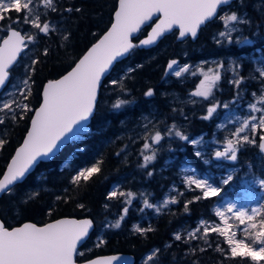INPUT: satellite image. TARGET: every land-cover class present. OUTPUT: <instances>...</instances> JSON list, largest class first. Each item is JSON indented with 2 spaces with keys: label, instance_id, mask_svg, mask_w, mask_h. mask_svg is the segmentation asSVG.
<instances>
[{
  "label": "trees",
  "instance_id": "obj_1",
  "mask_svg": "<svg viewBox=\"0 0 264 264\" xmlns=\"http://www.w3.org/2000/svg\"><path fill=\"white\" fill-rule=\"evenodd\" d=\"M117 2L118 0H57V6L60 10L56 13H49L47 20L58 22L59 28L49 36H44L42 33L37 34L33 53H31L30 64L34 59L40 61V63L35 65L36 71L32 76V95L29 98V102L33 109L38 108L41 103L43 86L48 81L58 79L66 74L74 66L75 62L110 27ZM67 7L80 8L81 11L67 13L64 11V8ZM231 7H233V12L237 11V13L245 14L251 21V30L257 34V43L252 49L259 48L261 55L264 56V0H243L242 3L241 0H237L232 2ZM11 15L14 18L16 17L15 13ZM8 23L7 21L0 23V40L5 36ZM12 27L20 31L29 30L30 34L36 32L35 29H32L22 21L18 24H13ZM149 27L143 29L140 35L134 38L135 43L146 35ZM222 27V23L217 20L208 23L200 29L195 45L192 44L190 38L185 41H178V32L174 31L171 35L164 37L154 48H135L125 61L117 63L111 76L104 81V84L114 74H120L121 71L118 69L126 62L135 70L125 76L122 81V88L119 86L112 90L110 87H102L87 133L82 134L78 139L69 143L50 162L37 165L32 174L22 183L15 186L12 194H5L0 198L1 221L9 228H14L25 222L44 225L64 217L91 219L95 229L87 243L92 239L94 240L100 230L103 232L104 243L101 246L93 247L92 252L78 256V262L101 255L125 253L134 256L135 264H144L146 255L153 249H159L155 261H150L149 264H253L247 258L242 261L239 258L226 259L225 256L217 252L215 250L217 246L225 250H227L228 246L215 233H210L207 237L208 243L199 239L192 240L191 243L186 244L183 241L174 239V234L177 232L187 238V234L200 221H215V216L211 212L214 199L197 201L195 200L196 194L181 190L183 188L182 185L176 181L178 178L176 172L178 160L166 166L162 165L159 168L164 156L157 155L156 162L152 166L155 170H160L159 174H154L147 178L145 177L147 175H139V180H143L148 190L152 193L153 200L163 198L166 190L170 194L176 192L171 191V187L180 189L176 193L182 192V199H178L179 202L174 205L173 212L152 218L151 226L149 227L153 231L143 235L131 231L132 210L128 211L119 228L112 227L111 225L116 223L117 215L123 214V208L121 207L120 198L118 201L114 200V198L111 200L107 199L111 185L119 182L123 174L133 170V165H130L133 162L132 156L130 155L127 161L124 160L121 149L127 144V136L124 134L130 128L131 123L133 121L136 123V121L141 119L139 114L147 113V104L150 101L144 93L149 88L153 89L155 97L158 98L156 107L159 108L161 113V110L166 111L167 108L165 91L170 90L172 87H177V85H167L164 81L165 67L171 59L186 58L195 62L229 54L239 60L242 67L241 75L245 78L247 77L250 82L255 72L252 67L247 69L251 66V63L248 62L249 58L246 56H255L257 53L250 52V47L248 46L238 49L235 44L226 46V42L223 40L220 42L221 45H218L219 43L216 41H212L211 37L216 32L221 31ZM64 35L69 37L67 41L63 40ZM161 48L162 51L160 52ZM45 49H48L49 54L47 56L43 55ZM155 50H159L158 56L154 53ZM155 55L157 57L149 59ZM23 68L24 65L22 63L13 67L9 84L13 83L17 78L26 77V71ZM254 86L250 88L254 89ZM171 93L169 92L170 97ZM221 96L220 98H224L223 95ZM117 100H123L126 103L119 109L114 108L113 105ZM188 113V118L192 122L189 123L184 132L186 136L190 138L202 134L206 136L213 134L208 122L203 119L205 116L203 111L200 113ZM32 114L33 112H30L25 119L13 121L9 118L11 115L9 113L8 117H6V123L0 125V139L7 141L4 147L0 149V178L13 153L22 143L29 128V117ZM168 115L170 120L174 116H181L180 113L177 114L176 112H168ZM167 122L169 123V121ZM108 139H112V141L109 143L106 141ZM256 141H259V139L257 138ZM257 145L243 150L242 156L246 164L255 161L252 155H261ZM188 148L192 150L191 147ZM190 150L183 154L176 151L172 155H185L189 164L199 170L205 169L199 157L194 156ZM248 154H251V158H249ZM261 157L263 158L262 155ZM98 161H102L100 164L101 171L94 174L87 183H82L79 187L70 183L71 178L81 168L92 166ZM64 164H67V167H64ZM260 166L262 171H264V162H261ZM250 171L255 172L254 165ZM66 189L68 191H65ZM31 193H39V195L34 199H28ZM57 196L63 197V199L57 200ZM25 200H27V203L24 202ZM65 200L67 202H64ZM188 201H193V203L188 205V212H185L184 205ZM81 204L84 205L83 208L79 207ZM261 205H264V195ZM108 206L109 208L106 211L105 209ZM50 209L52 214L48 215ZM201 248L205 249V251H200ZM259 264H263V262L260 261Z\"/></svg>",
  "mask_w": 264,
  "mask_h": 264
},
{
  "label": "snow or ice",
  "instance_id": "obj_2",
  "mask_svg": "<svg viewBox=\"0 0 264 264\" xmlns=\"http://www.w3.org/2000/svg\"><path fill=\"white\" fill-rule=\"evenodd\" d=\"M242 2L243 0H241ZM231 3L232 0H118V7L115 9L110 28L75 62L70 71H67L60 79L50 80L43 86L42 102L35 109L31 107L29 98L32 95L31 84L33 83L32 76L36 71L35 65L40 61L32 60L31 65L25 70L26 78L22 81L23 87L18 89V93H10V99L0 100V114H3L0 115V125L6 123L9 113L11 114L9 118L17 121L25 119L28 113L34 112V115L29 117L30 127L27 129L23 143L16 149L15 155L2 173L0 194H12L15 186L26 178L36 164L54 155L64 144L73 141L81 133L87 131L84 124L95 110L102 78L121 57L126 56L135 48L155 44L159 38L173 29L179 31L177 39L183 40L189 36L195 39L201 26L214 18L222 20L223 26L227 30L219 32L218 35L221 39L217 40V43H220L221 40L232 43L231 33L239 31V29L230 27V25H250L251 21L236 12L225 13L217 17L218 9ZM59 10L57 0H0V23L9 22L5 33L6 38L0 41V88L9 79L10 70L17 63L20 54L28 44L35 42L36 35L42 33L44 36H49L56 31V28L47 20V16L49 13H56ZM64 11L72 13L73 11L80 12L81 9L67 7L64 8ZM12 13L16 14L15 18L11 15ZM21 21L30 25L36 32L30 35L22 34L21 31L12 27L13 24H18ZM145 26H150L151 31L148 32L145 39L135 43V34ZM68 39L67 35L63 36V40L67 41ZM241 42L244 41H237V43ZM48 54V49H45L43 55L47 56ZM175 65H178L176 60L170 61L167 70H173ZM189 67L185 65L179 68L174 71V75L180 77L182 73L189 71ZM220 68H223V64L218 65L215 71L210 69L211 75L202 72L204 80H201L196 91L190 95L203 97L207 100L220 80ZM134 70L129 68L127 73L130 74ZM256 71L264 79V68H257ZM167 74L166 71L165 75ZM242 82V77L231 81L237 88ZM111 83L122 88V80H112ZM144 95L152 97L153 89L149 88ZM253 96L256 97V93H253ZM124 103L126 101L117 100L113 107L119 109ZM257 105H261V107ZM218 106L209 107L208 114L203 119H209ZM224 107L226 108L227 105L225 104ZM249 108L253 114L243 119L235 131L230 134L232 138H226L224 150L215 153L217 159L236 161L238 146L255 144V136L258 132L260 133V143L257 146L261 152H264V92L256 97L255 103L250 104ZM255 113H260L259 117ZM175 129L176 126L173 124L166 135L171 136L174 131L175 136L181 140H189L188 136ZM248 132L252 134L251 137L247 134ZM142 139L144 142L140 149V155L143 157L144 163L141 167L147 168L156 156L154 146L164 139V135L159 130L149 131L144 134ZM190 142L194 146L199 143L195 140ZM6 143V140L0 139V149ZM195 154L198 157L201 155L199 151ZM101 163L102 161H98L91 167L79 170L71 178L70 183L77 187L82 183H87L94 174L101 171ZM148 175L151 176L152 173L149 172ZM232 179V175H229L223 180V183L228 184ZM186 183L189 186L195 185L201 190L202 196L195 197L197 201L216 196L221 191L220 188L214 187L207 180L194 179L191 176L186 178ZM258 183L264 189V179H260ZM38 195L39 193H31L28 199H34ZM134 197L135 194L132 192H123L115 188L108 193L107 199L124 198L125 204H131ZM56 199L62 200L63 197L57 196ZM24 202L27 203V200ZM175 203H177L175 198L168 199L163 202L162 207ZM191 203L193 201H188L184 205L185 212H188V205ZM143 205L144 208L149 209L154 207L147 199L144 200ZM79 207L83 208L84 205L81 204ZM122 212L123 214L114 225H111L112 227H120V221L124 220L128 208H123ZM226 212L231 213V217H227L225 212L217 209L216 215L220 218V223L209 224L206 221H201L194 231L187 234V238L177 232L174 234V239L186 244L199 239L208 243L207 237L210 233H216L223 237L224 243L228 247L225 250L217 246L215 250L226 259L239 258L242 261L247 258L253 264L264 261V205L245 209L229 204ZM51 214L50 209L48 215ZM230 219L238 221L239 225H244V227L236 226L233 230L234 225L228 222ZM92 226L93 222L88 219H58L43 226L24 223L22 226L14 228H9L0 221V264H74V257L83 255L82 252H78V245L88 236ZM134 231L143 235L153 229L135 227ZM238 232L241 233L242 238H237ZM200 251H205V249L201 248ZM158 253L159 249H156L147 255L144 264L155 261ZM111 259L118 258L91 260L88 261V264H110Z\"/></svg>",
  "mask_w": 264,
  "mask_h": 264
},
{
  "label": "rangeland",
  "instance_id": "obj_3",
  "mask_svg": "<svg viewBox=\"0 0 264 264\" xmlns=\"http://www.w3.org/2000/svg\"><path fill=\"white\" fill-rule=\"evenodd\" d=\"M232 8L226 9L221 15H224L225 13H231ZM237 13V11H235ZM243 18H247L245 14H240L237 13ZM220 15V16H221ZM223 25V21L218 19ZM51 24L56 28V31L59 28V23L58 22H51ZM242 26L241 24H236V25H230V27L239 29V31H232L231 36H232V43H228L227 40H223L226 42V46L229 44H235L238 46V49L241 47H250L249 50L250 52L257 53L255 56H246L249 58V61H252V69L254 70L255 74L252 75V79H250V82L248 78L244 77L241 75L242 67L239 62V60L232 56L227 54V56H222V57H216L214 58H208L204 59L202 61H198L195 64L188 61V63H182L179 67H177L174 71L179 70V68L188 65L189 71L184 72L181 74L182 79H186L187 82L189 83V88L185 86V90L183 93H186L185 95H181L180 93H176L177 101L183 102V104L187 105L189 108L190 106L196 105L199 106L193 111H188L187 107L185 109H180L182 113H180L181 116L187 117L189 115L188 112L191 113H200L204 112L205 116L208 114L207 110L209 107L213 105H219L216 108V111L213 113V115L206 120L208 122V125L211 127L213 134L210 136H197L193 138L192 140H188L185 145L179 147L178 145L182 142V140L175 136L174 131L171 136L166 135L168 129H170L172 126H167L166 125H161L164 124L165 118L162 116L160 111L158 110L159 108L156 107V102H157V97L153 100L150 101L148 105V110L146 114H139L141 115V119L136 121V123L133 121L130 125V128L126 131L124 135L127 136L126 142L127 144L122 147L121 150H123V159L128 160L129 156H133V162L130 163V165H133V170L123 174L124 176L128 177L129 175L131 178L135 176L136 170L137 172L144 173L148 169L151 171L152 176L154 174H159L158 170L154 169L152 166L154 162H156V157L157 155H163V160L161 166L164 164V166L168 165L169 163H173L175 160H178L177 162V168L176 172L178 174L177 182H179L182 185V191H188L191 194H196L197 196H202V192L199 188H197L195 185H187L186 183V178L191 176L194 179H200V180H207L209 183H211L214 187H218L221 189L218 195L216 196H211L206 199H214L213 201V206L211 207V212L215 216V221L208 222L209 224H215V223H220V218L216 215V210L220 209L222 212H225V215L227 217H231V213L226 212L227 205L229 204H234L236 205L237 208H245V209H251L253 207H260L262 197L264 195V189H262L258 183L260 179H264V171L261 169V162H264L263 158L261 155H252L253 158H255V161H253L250 164H246L242 156L243 150L245 148L255 146L257 143L259 144V141H256L255 144H242L238 146V152H237V160L229 162V160L225 159H217L215 157V153L217 151H223L224 146H225V141L226 138H232L231 133L235 131V129L240 125V123L243 121V119L248 118L251 113L249 105L252 103H255L256 97H258L261 92H264V79H262L259 76V73L256 71L257 68H264V56L261 55L260 49L255 48L252 49V47L257 43L256 40V32L248 33V29L250 31V26L251 25H246ZM249 26V27H248ZM29 27H31L29 25ZM221 31H227L224 26L222 27ZM219 31V32H221ZM25 34L30 35V31H23ZM218 32V34H219ZM248 33V34H247ZM212 41L220 40L221 38L212 36L211 37ZM244 41L241 43H237V41ZM218 45H221L220 43ZM166 46V45H164ZM33 47L34 43H30L27 46V49L23 56L21 57L19 64L24 65V70L31 65V53H33ZM162 51V48L160 49V52ZM159 50H155L154 53L159 55ZM252 53V54H253ZM156 55L153 57H150L149 59H154L157 57ZM223 64V68L219 69L220 73V80L217 82L216 86L212 90L211 96L205 100L203 97H195L191 96L190 94L194 91H196L197 87L200 85L201 80H204V75L201 73H207L211 75L209 70L215 71L217 69V66ZM251 67L247 69H251ZM131 68L130 64L128 62L124 63L123 65L120 66L118 70L121 71L120 74L116 75L114 74L113 77L110 78V80L104 85V87H110L112 90L116 89L119 87V85H113L111 83L112 80H124L125 76L128 74L127 70ZM119 71V72H120ZM174 71L171 73L172 78H180L174 75ZM195 72L196 74L193 75L192 73ZM243 78V82L237 88L231 81L236 78ZM26 77L22 78H17L13 83H10L4 92L0 95V100H6L10 99V93H18V89L23 87L22 81ZM165 79V78H164ZM252 80V82H251ZM165 81V80H164ZM221 83H224L223 86H220ZM251 85V86H250ZM255 85L254 89H251L250 87H253ZM169 87V86H168ZM182 93V94H183ZM222 93H224V98L222 97ZM253 93H256V97L253 96ZM172 94V93H171ZM163 95V94H161ZM176 99V98H175ZM180 99V100H179ZM174 102V99H173ZM198 103V104H196ZM227 105L225 108L224 105ZM258 107H261V105H257ZM174 109L173 111H175ZM163 113L165 111H162ZM167 114V112H166ZM177 114H179V111H177ZM3 115V114H0ZM259 117L260 113H255ZM166 116V115H165ZM138 119V118H137ZM145 125H147V128H145ZM159 130L162 135H164V139L158 144L155 145L154 148L156 149V156L155 159L152 163L148 164L147 168L141 167V165L144 163L143 157L140 155V149L143 145V139L142 137L146 132L149 131H156ZM85 131L84 133H87ZM180 132L184 134L183 130H180ZM83 133V134H84ZM250 137L252 134L250 132L247 133ZM259 132L256 134L255 139H259ZM80 137V136H79ZM78 137V138H79ZM77 138V139H78ZM198 141L199 143L197 145H193L190 141ZM109 143L112 141V139L106 140ZM105 141V142H106ZM138 143L140 145H138ZM184 144V142H183ZM191 147L192 150H190ZM190 150L194 156L198 157L195 153L199 151L201 155L199 156L200 162L202 165L205 167V169L199 170L193 165L188 163V158L184 156H177V155H172L173 153H176V151H182L183 153H186V151ZM151 154V153H148ZM253 154V153H252ZM249 155V154H248ZM251 155V154H250ZM249 155V158L251 156ZM246 158V157H245ZM255 167V172L250 171L252 167ZM91 167V166H87ZM86 168V167H83ZM82 168V169H83ZM81 170V169H80ZM155 172V173H154ZM139 173V174H141ZM263 173V175H261ZM232 175L233 179L228 183L224 184L223 180L227 178V176ZM149 175L145 176L146 178ZM120 182V181H119ZM124 186L123 188H120V186ZM118 188L120 191L123 192H132L135 194L134 199L131 201V204H125L124 200L122 201V208L127 207L128 210L129 208L133 207V204H139L140 208H137V214L140 216V219L144 220H149L151 218V215L159 214L163 207V202L168 199H173L175 198L177 202H179V198L182 199L181 193L179 192L175 195L173 194H166L163 200L159 202H151L150 201V194L148 193L146 189V183L141 180L140 183L138 184H133L131 185H126L122 184L121 182L118 184H115L112 188L115 189ZM111 190V191H112ZM146 190V191H145ZM171 191H179L180 189L177 187H171ZM110 191V192H111ZM173 193V192H172ZM29 195V194H28ZM119 198H114V200L118 201ZM124 199V198H123ZM147 199L149 203L153 204V208H144L143 202L144 200ZM205 200V199H201ZM169 205V204H168ZM109 206L106 207V211L108 210ZM143 209V211H141ZM159 209V211H157ZM122 215V214H121ZM121 215H117V220H119ZM126 217V216H125ZM123 221V220H122ZM120 221V223H122ZM142 222V221H140ZM201 222V221H200ZM200 222L197 224L196 227L200 225ZM229 223H232L234 225V229L236 226H239L240 228H243L244 225H239L238 221H234L230 219L228 221ZM108 223V222H107ZM111 223V222H109ZM135 227H140L139 223H135L130 226V230L134 231ZM196 227L191 230L194 231ZM190 231V232H191ZM216 234V233H215ZM218 235V234H216ZM220 237V236H219ZM223 239V237H220ZM237 238H242V235L240 232L237 233ZM103 240V232L100 230L97 234V237L94 239V243L97 245L99 241ZM250 242V241H249ZM259 247V245H257ZM155 251V250H153ZM151 251L150 253H152ZM86 253V252H83ZM148 253L147 255H149ZM264 264V261H262Z\"/></svg>",
  "mask_w": 264,
  "mask_h": 264
},
{
  "label": "flooded vegetation",
  "instance_id": "obj_4",
  "mask_svg": "<svg viewBox=\"0 0 264 264\" xmlns=\"http://www.w3.org/2000/svg\"><path fill=\"white\" fill-rule=\"evenodd\" d=\"M225 11V10H224ZM223 11V12H224ZM192 44L193 45H195L196 43H195V41H192ZM188 61H190V62H192L190 59H186V58H184V59H180L179 61H178V65H176L175 67H174V69H173V71L177 68V67H179L182 63H188ZM198 61H200V60H197V61H195V62H192V63H196V62H198ZM172 71V72H173ZM165 84H167V85H170V86H172V85H177V87H178V89H176L175 88V91H173V90H171L170 92H172L173 94L171 95V97H169V104L171 105H169V109H171V110H174V109H176V111H179V113H182V112H180L181 110L180 109H185L187 106H186V104L184 105L183 104V102H180V101H177L178 99H177V97L175 96L176 95V93H180L181 95H185L186 93H183L182 94V92H184V88H185V86L186 85H188V86H186L187 88H189L190 86H189V83L187 82V80L186 79H182L181 77L180 78H172L171 77V73L169 74V75H165ZM156 97H155V92H154V95L152 96V97H148L147 99L149 100V101H153L154 99H155ZM174 99V102H173V99ZM176 98V99H175ZM180 100V99H179ZM172 101V102H171ZM196 104H198V103H196ZM199 106H196V105H193V106H190L187 110L188 111H193V110H195L196 108H198ZM199 109V108H198ZM190 118H188V116L187 117H184L183 118V116H174V118H172L171 120H170V122L167 124L168 126H172L173 124L176 126V129L175 130H183L184 132L186 131V128L189 126V123H191L192 122V120H189ZM161 125H164V124H162L161 123ZM195 137H197V136H192V137H190L189 139L190 140H192L193 138H195ZM183 142H184V144H183ZM186 142L187 141H185V140H182V142L178 145L179 147H181V146H183V145H185L186 144ZM190 147V146H189ZM180 154H183V152L182 151H178ZM148 169V168H147ZM158 170V172H160V170L159 169H157ZM157 170H156V172H157ZM149 172H151L149 169H148V171L146 170V173L144 172V173H141V172H139V173H141V174H139L138 173V175H143V176H145V175H148V173ZM155 173V172H154ZM153 174V173H152ZM152 176V175H151ZM141 180H138L137 182H140ZM146 189H147V191H148V193L150 194V196H151V198H150V201L151 202H154V203H156V202H159V201H161V200H163V198L165 197V195L166 194H170V193H168V191L166 190V191H164V194H163V198L161 197V198H159L158 200H153V195H152V193L148 190V188H147V186H146ZM146 191V190H145ZM173 195H175L176 196V192H173L172 193ZM176 204V203H175ZM175 204H169L167 207H163V209H162V211L159 213V214H157V215H151V218H153V217H159V216H161V215H164V214H167V213H171V212H173L174 211V205ZM134 206L133 207H131V208H129V210H132V213H133V215H134V217H137L138 219H139V221L138 222H140V221H142V222H145V221H147V220H144V219H140L141 217L140 216H138V214H137V208H140V205L139 204H133ZM128 210V211H129ZM94 229H95V227H94ZM94 242V240L92 239L89 243H87V245H86V247L83 249V252H85L86 251V253H90V252H92L93 251V247H96L97 245H95V243H93ZM102 244L101 243H99L98 244V246H101ZM92 249V250H91Z\"/></svg>",
  "mask_w": 264,
  "mask_h": 264
},
{
  "label": "water",
  "instance_id": "obj_5",
  "mask_svg": "<svg viewBox=\"0 0 264 264\" xmlns=\"http://www.w3.org/2000/svg\"><path fill=\"white\" fill-rule=\"evenodd\" d=\"M233 1H235V0H232V2ZM117 7H118V2H117ZM116 7V8H117ZM223 7H226V6H222L221 8H223ZM220 8V9H221ZM220 9H218V13H217V17H218V14H219V11H220ZM115 12V11H114ZM113 18H114V14H113ZM216 18H214L212 21H214ZM211 22V21H210ZM209 23V22H208ZM208 23H206V24H208ZM205 24V25H206ZM205 25H203V26H201V28H203ZM111 26V25H110ZM146 27H149V26H145V27H143L142 29H141V31L143 30V29H145ZM110 28V27H109ZM17 30V29H16ZM108 30V29H107ZM106 30V31H107ZM105 31V32H106ZM141 31L140 32H138V33H136L135 34V36H134V38H136V37H138V35L141 33ZM151 31V27L149 28V30L147 31V34H148V32H150ZM173 31H177L178 32V34H179V31H178V29H173ZM173 31H171V32H167V33H165V35L163 36V37H161V38H159L158 40H157V42L155 43V44H153V45H149V46H142V47H138L139 49H150V48H153V47H155L156 45H158L159 44V42L164 38V37H166V36H168V35H170ZM104 32V33H105ZM199 32H200V30L198 31V34H199ZM22 34H25V33H23V32H21ZM103 33V34H104ZM102 34V35H103ZM147 34H146V36H144L143 38H141L140 40H142V39H145L146 37H147ZM198 34H197V37H198ZM101 35V36H102ZM100 36V37H101ZM99 37V38H100ZM190 37V36H189ZM196 37V38H197ZM4 38H6V37H4ZM186 38H188V37H186ZM185 38V39H186ZM192 40H195V39H193L192 37H190ZM185 39H183V40H185ZM139 40V41H140ZM183 40H181V39H178V41H183ZM2 41V40H1ZM139 41L137 42V43H139ZM97 42V41H96ZM95 42V43H96ZM91 48V47H90ZM25 51V50H24ZM23 51V52H24ZM133 51V50H132ZM131 51V52H132ZM23 52L20 54V56L18 57V61H19V59H20V57L22 56V54H23ZM87 52V51H86ZM85 52V53H86ZM130 52V53H131ZM84 53V54H85ZM130 53L129 54H127L126 56H124V57H121L119 60H117L115 63H114V65L112 66V68L107 72V73H105V76L102 78V81H101V86H100V89H99V91H98V94H97V102H98V100H99V96H100V92H101V88H102V86L104 85V81L106 80V78H108L110 75H111V73H112V71H113V68H114V66L117 64V63H119V62H121V61H123V60H125L129 55H130ZM83 54V55H84ZM82 55V56H83ZM173 60H176L177 62H178V59H173ZM18 61H17V63H18ZM172 61V60H171ZM170 62V61H169ZM16 63V64H17ZM16 64L14 65V66H16ZM168 65V64H167ZM13 66V67H14ZM176 66V65H175ZM174 66V67H175ZM13 69V68H12ZM11 69V70H12ZM10 70V71H11ZM71 70V69H70ZM69 70V71H70ZM166 71L168 72V74L172 71V70H167V66H166V69H165V73H166ZM167 74V75H168ZM65 75V74H64ZM10 76H11V72H10ZM62 77V76H61ZM60 77V78H61ZM60 78H58V79H60ZM56 80V79H55ZM9 81H10V77H9V79L6 81V83H5V85L2 87V88H0V95H1V93L5 90V88L8 86V84H9ZM48 83V82H47ZM46 83V84H47ZM45 84V85H46ZM43 91V90H42ZM41 97H42V94H41ZM41 102H42V100H41ZM96 106H97V104H96ZM95 110H96V107H95ZM95 110H94V112H93V114H92V116L89 118V120L88 121H86L85 122V124H84V127L86 128V129H88V127H89V125H90V121H91V119H92V117H93V115H94V113H95ZM32 115H34V112H33V114ZM29 127H30V124H29ZM81 134H83V133H81ZM80 134V135H81ZM26 136V135H25ZM71 142V141H70ZM70 142H68V143H66V144H64L60 149H59V151L58 152H56L54 155H52V156H50L49 158H47V159H44V160H41L38 164H36L31 170H30V172L27 174V176H26V178L30 175V174H32L34 171H35V168L37 167V165H39L40 163H46V162H50L54 157H56L61 151H62V149L64 148V147H66ZM22 143H23V141H22ZM21 143V144H22ZM259 143H260V141H259ZM20 144V145H21ZM19 145V146H20ZM19 146L17 147V148H19ZM16 151V150H15ZM259 152L261 153V155L263 156V160H264V152H261L260 151V149H259ZM15 155V152L13 153V156ZM12 156V157H13ZM11 157V158H12ZM11 160V159H10ZM10 162V161H9ZM8 162V163H9ZM229 162H232L231 160H229ZM6 170V169H5ZM2 178V177H1ZM25 178V179H26ZM24 179V180H25ZM24 180H22L21 182H19L18 184H20V183H22ZM17 184V185H18ZM3 195H5V194H0V198L3 196ZM59 219H74V220H84V219H88V220H91V219H89V218H83V219H77V218H68V217H64V218H59ZM58 220V219H57ZM0 221H1V219H0ZM55 221V220H54ZM54 221H51V222H49V223H52V222H54ZM25 223H32V222H25ZM24 224V223H23ZM23 224H21V225H19V226H22ZM47 224V223H46ZM19 226H16V227H19ZM38 226H43V225H38ZM94 229V224H93V226H92V228L91 229H89V233H88V236L84 239V241L80 244V245H78V249L77 250H79V249H81L82 247H83V245L85 244V242L88 240V238H89V236H90V234H91V232H92V230ZM76 257L77 256H75L74 257V264H88V261H91V260H105V259H108V258H113V257H115V258H118V259H111V261H110V264H135V258H134V256L133 255H130V254H125V253H116V254H108V255H102V256H98V257H95V258H92V259H90V260H87V261H84V262H76Z\"/></svg>",
  "mask_w": 264,
  "mask_h": 264
},
{
  "label": "bare ground",
  "instance_id": "obj_6",
  "mask_svg": "<svg viewBox=\"0 0 264 264\" xmlns=\"http://www.w3.org/2000/svg\"><path fill=\"white\" fill-rule=\"evenodd\" d=\"M251 25V24H250ZM249 27V26H248ZM252 28L250 27V31H249V29L247 30L248 31V33H251L252 32V30H251ZM213 36H215V34L213 35ZM247 60V59H246ZM200 61H202V59L200 60ZM248 62H250L251 63V66H252V61H248ZM250 66V67H251ZM249 67V68H250ZM124 79V78H123ZM224 85V83H221L220 84V86H223ZM176 87V86H175ZM104 88H106V87H104ZM176 89H178L177 87H176ZM171 90H173V91H175V88L174 87H172V88H170V90H167V91H165L166 92V95H165V97H167V101H166V104H167V108H166V111H167V114H166V111L164 112L165 114H163V112H162V110H161V114H162V116L165 118V120H164V125H166V124H168V122L167 121H169L170 122V117H169V115H168V112H172V113H174V112H176L177 113V111L175 110V111H173V110H171V109H169V92L171 91ZM176 92V91H175ZM183 93V92H182ZM173 94V93H172ZM222 95L224 96V93H222ZM173 99V98H172ZM172 102V101H171ZM172 105V104H171ZM170 105V106H171ZM187 106V105H186ZM188 108V107H187ZM159 110V109H158ZM183 110V109H182ZM166 115V116H165ZM174 118V117H173ZM163 125V126H164ZM167 126V125H166ZM124 145V144H123ZM123 145H121V146H123ZM140 145V144H139ZM125 146V145H124ZM132 158H133V156H132ZM133 160V159H132ZM65 165V164H64ZM63 165V166H64ZM163 166H164V164H163ZM64 167H67V164L64 166ZM82 169V168H81ZM139 180V175H138V172H137V170H136V173H135V176L133 177V178H131V176L129 175L128 177H126V176H124V175H122L121 177H120V179H119V181L120 182H122L123 184H126V185H133V184H138V183H140V182H137ZM161 180V179H160ZM120 182H116V183H113L112 185H111V189H110V191L112 190V188H113V186L115 185V184H118V183H120ZM161 183V182H160ZM124 199L123 198H120V203L122 204V201H123ZM121 207H123L122 205H121ZM133 217V221L131 222V224L130 225H133V224H135V223H137L138 221H139V219L137 218V217H134V215L132 216ZM79 219H83V218H79ZM151 222H152V218H150L149 220H147V221H145V222H138L139 223V226H140V228H150L149 226H151ZM101 241H103V243H104V240H101ZM101 241H99V243H101ZM94 243V242H93ZM103 243H101V244H103ZM153 250H156V249H153ZM153 250H151V251H153ZM150 251V252H151ZM147 256V255H146Z\"/></svg>",
  "mask_w": 264,
  "mask_h": 264
}]
</instances>
